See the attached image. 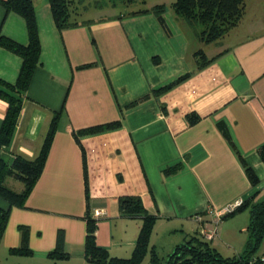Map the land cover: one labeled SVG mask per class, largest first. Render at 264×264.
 I'll return each instance as SVG.
<instances>
[{"label": "crops", "instance_id": "0c3cea01", "mask_svg": "<svg viewBox=\"0 0 264 264\" xmlns=\"http://www.w3.org/2000/svg\"><path fill=\"white\" fill-rule=\"evenodd\" d=\"M173 1L110 14L94 11L84 16L75 11L69 20L76 24L60 28L50 0H33L40 63L12 141L0 147V156L11 161L18 152L35 158L55 113L60 115L28 207L11 210L0 243V255L14 258L10 264H98L86 258L87 213L97 219L98 243L113 256H130L141 220L121 215L122 195H139L146 209L158 215L155 224L179 232L181 242L212 223L215 211L257 189V199H264V161L258 151L264 143V0H246L241 20L210 43L198 36L202 25L194 27L177 16ZM155 4H166L163 15L169 33L148 10ZM0 32L23 44L29 41L25 18L7 12L1 3ZM199 48L215 57L202 69H197L194 56ZM22 62L19 54L0 44L1 79L15 83ZM187 74L172 88L154 93ZM7 109L8 103L0 98V129ZM191 112L201 116L196 124L187 118ZM113 121L121 125L81 136L88 165L87 202L82 149L74 132ZM221 125L236 147L225 138ZM241 155L256 171L257 186ZM181 161L177 173H164ZM14 182L8 180L13 188ZM0 206H8L1 197ZM238 214L219 223L212 243L222 232L234 241L230 228L237 223L226 222ZM244 214L242 219L249 220V212ZM21 225L30 229V255L10 252L21 245ZM187 227L192 232L185 233ZM59 230L64 231L68 252L63 259L49 256ZM234 249L242 253L245 248Z\"/></svg>", "mask_w": 264, "mask_h": 264}, {"label": "trees", "instance_id": "16d2710c", "mask_svg": "<svg viewBox=\"0 0 264 264\" xmlns=\"http://www.w3.org/2000/svg\"><path fill=\"white\" fill-rule=\"evenodd\" d=\"M122 1L132 3L136 0ZM0 3L4 5L7 12H16L25 18L29 34L28 43L23 44L0 32V44L19 54L23 60L19 76L15 83L6 82L0 78V98L8 103V109L0 129V147H2L10 145L24 101L30 99L27 91L35 69L40 63L41 41L33 0H0ZM50 4L55 21L60 28L76 24V22L69 20L71 0H50ZM172 7L177 16L186 19L192 26L202 25L198 36L201 41L210 43L221 38L241 20L245 13L246 0H174ZM148 10L157 15L161 24L169 33V27L163 15L165 5L155 4ZM194 56L197 69L204 68L215 58H209L203 48L197 49ZM189 75L181 76L179 79L156 89L154 93L157 95L172 88ZM147 98L148 96H145L139 101L130 103L129 106H134ZM59 115V112L55 113L41 150L35 158H29L18 152H14L11 161H7L0 156V197L8 202L7 207L0 206V243L4 236L12 208L28 207L27 199L45 169L57 130ZM187 118L190 124H196L201 119V116L196 112H191L187 115ZM120 125V121H113L79 129L74 132L75 139L82 149L85 196L87 202L90 197L88 165L81 136L112 130L118 128ZM220 128L225 138L231 145L236 147L229 131L222 125ZM258 151L264 161V143L260 145ZM241 157L251 183L257 186L259 177L256 171L246 163L243 155ZM182 167L183 162L181 161L167 166L164 169V173L166 175L174 174ZM11 178L21 181L23 188L17 190L11 187L8 184V180ZM259 194L260 190L257 189L251 196L241 199L242 202L233 210L226 212L220 217V220L223 221L239 211L249 210L250 219L246 229L248 238L242 253L233 256L223 255L218 248L212 245V240L207 239L201 230H197L183 242L178 243L166 259H162L158 255L155 245H151L150 242L151 230L158 215L150 213L146 209L139 195H122L119 197L121 215L127 218L141 220L140 231L131 255L127 257L113 256L106 247L101 246L97 241V219L87 213L85 218L87 219L88 225L84 244L86 258L89 262L98 264H140L144 256L150 252V264H264V252L261 253L260 250L261 243L264 239V199H257ZM20 230L22 233L21 245L19 247H12L10 252L20 255H30L33 251L29 245V226L21 225ZM49 256L55 259L68 257V252L65 250V235L63 230H59L56 246L49 253Z\"/></svg>", "mask_w": 264, "mask_h": 264}, {"label": "rangeland", "instance_id": "374dc122", "mask_svg": "<svg viewBox=\"0 0 264 264\" xmlns=\"http://www.w3.org/2000/svg\"><path fill=\"white\" fill-rule=\"evenodd\" d=\"M160 1H165L167 4L171 3L173 0H136L135 2L127 3L122 0H71V12L74 14L76 11L79 14L82 15L84 13V16L91 15L94 11L99 12L100 14H110L113 12H122L126 9H138L143 8L142 6L147 5L149 3H156ZM166 5V4H165ZM78 8V9H76ZM82 13V14H81ZM15 188H18L19 185H23V183L19 180H16L12 184ZM245 211V212H244ZM249 212L248 209L239 211L238 216H236V220H227L226 225L228 223H232L233 221H236L237 225L233 226L232 229L230 228V232L232 236H234V241H229L226 236H224V232H222L221 237L218 239L217 242L212 243L214 247H218V249L221 251V253L225 256H233L235 254H239L237 251H234V247L236 246L237 249L242 250L241 248H245L248 233L246 231L249 220L247 218L242 219L243 213L247 215ZM244 214V215H245ZM250 219V216H249ZM224 221H222L223 223ZM156 223V222H155ZM245 225V227L240 228L242 225ZM221 225V224H220ZM190 228V227H189ZM188 227L185 229V233L192 232L189 231ZM234 234V235H233ZM179 240V232L175 231L172 232L171 230H168L166 226L154 224L153 228L151 230L150 234V242L151 245H155L158 255L162 259H166L168 255L173 251L175 246L180 243ZM218 244V245H217ZM264 249V239L261 243L260 250ZM244 250V249H243ZM240 252V251H239ZM27 258V257H26ZM150 252H148L142 262L140 264H150ZM13 256L3 257L0 255V262H3V264H10L12 263ZM31 259V258H30Z\"/></svg>", "mask_w": 264, "mask_h": 264}, {"label": "built area", "instance_id": "2783aa9c", "mask_svg": "<svg viewBox=\"0 0 264 264\" xmlns=\"http://www.w3.org/2000/svg\"><path fill=\"white\" fill-rule=\"evenodd\" d=\"M242 202V200H239L235 203H232L225 207L223 210L215 211L214 217L212 219V223L206 224L201 227L202 234L209 240H213L218 237V225L222 220H220V217L224 215L226 212L233 210L237 205H239ZM103 213L102 210L97 211V215H101ZM198 218V217H197ZM264 260V256H263Z\"/></svg>", "mask_w": 264, "mask_h": 264}]
</instances>
